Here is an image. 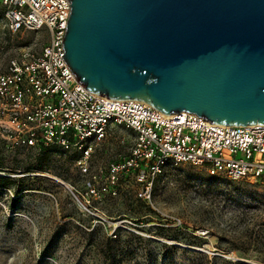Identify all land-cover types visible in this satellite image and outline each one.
Returning <instances> with one entry per match:
<instances>
[{
  "label": "rangeland",
  "instance_id": "1",
  "mask_svg": "<svg viewBox=\"0 0 264 264\" xmlns=\"http://www.w3.org/2000/svg\"><path fill=\"white\" fill-rule=\"evenodd\" d=\"M44 32L21 38L0 22V73L24 46H42ZM134 136L112 125L82 172L75 152L0 131V264H264V192L254 179L168 165L142 198L133 172L108 179ZM94 183L107 190L90 193Z\"/></svg>",
  "mask_w": 264,
  "mask_h": 264
},
{
  "label": "water",
  "instance_id": "2",
  "mask_svg": "<svg viewBox=\"0 0 264 264\" xmlns=\"http://www.w3.org/2000/svg\"><path fill=\"white\" fill-rule=\"evenodd\" d=\"M70 2L63 59L88 90L264 124V0Z\"/></svg>",
  "mask_w": 264,
  "mask_h": 264
},
{
  "label": "built area",
  "instance_id": "3",
  "mask_svg": "<svg viewBox=\"0 0 264 264\" xmlns=\"http://www.w3.org/2000/svg\"><path fill=\"white\" fill-rule=\"evenodd\" d=\"M70 0H0V22L24 38L44 30L38 40L11 56L0 73V131L28 146H58L77 154L82 172L112 125L134 132L129 153L113 162L108 179L133 172L138 195L152 197L156 177L168 165L205 167L212 176L254 179L264 192V124L221 125L197 113L167 114L151 104L108 98L83 86L63 59ZM103 191L106 186L101 187ZM101 189L95 183L90 193ZM111 192L117 194L116 188Z\"/></svg>",
  "mask_w": 264,
  "mask_h": 264
}]
</instances>
